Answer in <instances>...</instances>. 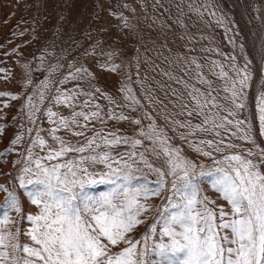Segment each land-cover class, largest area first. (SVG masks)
I'll list each match as a JSON object with an SVG mask.
<instances>
[{"label": "snow or ice", "instance_id": "1", "mask_svg": "<svg viewBox=\"0 0 264 264\" xmlns=\"http://www.w3.org/2000/svg\"><path fill=\"white\" fill-rule=\"evenodd\" d=\"M155 6L162 12L170 11L162 0H155ZM175 7L179 15L173 24L182 30L178 38L187 43L185 51L177 52L174 60L168 61L165 57V62L179 68L180 74H162L184 89L170 91L175 98L173 105L179 102V115L187 118L175 120L166 114L164 119L176 125L173 132L184 129L179 138L196 156L188 157L181 146L173 144L172 138L150 114H146L150 121L146 126L141 119H131L132 124L140 126L136 136L105 134L102 129L83 143L72 144L58 135L63 129L72 136L85 137V130L94 126V122L106 124L105 116L107 120L130 119L115 115L113 110L105 113L98 103L92 104L97 95L108 99L110 104H116V100L105 95L97 85H91L92 91L84 92L79 82L90 83L98 77L83 64L77 67L74 58L68 62L67 75L56 81L58 87L50 100L71 109L70 116L60 115L51 107L43 112L53 125L48 133L56 146L49 145L37 128L35 138L26 148L24 166L19 169L22 192L0 184V191L7 193L0 205L5 209L0 218V264H264V146L257 143L251 120L239 118L246 109L253 80L252 60L244 55V63L238 64L236 55L228 56V70L222 63L208 61L209 73L222 81L221 87H214L204 71L205 64L191 55L195 48L190 45L208 37L203 33L193 36L185 18L191 13L205 27L215 23L226 35L232 32L228 19L214 0H204V3L179 0ZM113 15L123 20V28L132 31L134 26L123 13ZM260 19L264 33V13ZM172 28L166 21L159 25L161 47L169 52L172 49L168 33ZM261 41V64L264 65V35ZM228 43L244 53V44H238L235 36H228ZM203 50L218 51L210 47ZM84 55L94 59L95 67L101 72L120 73V65L114 60L119 55L117 49L106 50L98 41ZM23 67L29 73L27 84L30 85L33 83L30 66ZM58 67L64 65L54 66L49 76ZM261 70L264 72V67ZM126 78L131 81V74ZM69 80L78 82V91H64L59 87ZM51 83L46 77L37 85L39 104L33 99L37 93L26 97L24 109L28 110L33 124ZM118 91L131 104L141 103L129 84L122 82ZM220 91L226 93L223 100L230 106L220 103ZM5 96L12 100L19 98L0 92V97ZM80 96L86 98L77 104ZM255 107L259 135L264 137V79L259 84ZM193 117L200 122L193 123ZM27 131L31 134L33 129ZM198 133L212 138H198ZM233 139L252 147L242 148ZM21 140L22 136L17 135L12 144ZM120 146H124V151H115ZM37 147L45 154L34 153ZM95 185L109 187L103 193L93 194L88 189ZM210 190L215 198L209 195ZM22 196L38 210L26 216L30 227L23 234L31 243L21 242V231L13 230L15 221L9 214H23ZM154 200H160L155 207V220L140 239L132 238L134 230L145 224L147 214L153 211L150 202Z\"/></svg>", "mask_w": 264, "mask_h": 264}, {"label": "rangeland", "instance_id": "2", "mask_svg": "<svg viewBox=\"0 0 264 264\" xmlns=\"http://www.w3.org/2000/svg\"><path fill=\"white\" fill-rule=\"evenodd\" d=\"M162 2L165 8L170 11L162 12L158 6H155V0H0V69L4 70L0 72V92H8L19 97L16 100H12L10 96L0 97V129H3L0 132V153H3L0 155V184H4L9 190L15 187L18 193L22 192L19 188V169L24 166L23 157L26 155V148L35 138L37 128L40 129L41 136L49 145L56 146L48 133L53 125L49 123L43 112L51 107L60 115L70 116L71 109L63 105H56L50 100L58 87L56 81L67 75V72L70 71L67 68L68 62L74 58L77 67L83 64L98 77L97 80L90 83L80 81L83 91L90 92L92 91L91 85H97L105 95L116 100V104H110L108 99L97 95L92 104L98 103L105 113L108 110H113L115 115H126L130 119L125 121L107 120L105 116L106 124L94 122V126L90 125L85 130V137L72 136L71 133L63 129L57 133L58 135L72 144H77L78 141L83 143L95 131L102 129L105 134L117 132L120 135L136 136L140 126L132 124L131 119H141L143 125L146 126L150 123L146 114H150L172 138L173 144L181 146L188 157L196 156V153L179 138L184 129H177L173 132L172 129L176 128V125L164 119L166 114L171 115V118L175 120L187 118L179 115V102H175V106L173 105L175 98L172 97L170 91V89H176L183 92L184 89L162 74L164 72L180 74V69L175 65L170 66L165 62V57L168 61L174 60L177 52L185 51L184 44L187 41L178 38L182 34V30L173 24L179 15L175 7L179 0H162ZM195 2L204 3V0H195ZM214 3L219 11L227 17L232 32L226 35L225 30L215 23L205 27L195 15L189 13V16L185 18L188 31L196 37L201 33L208 37V39L190 45L195 48L191 55L205 64L204 71L207 78L213 81V86L217 88L222 86V81L209 73L208 61L215 60L217 63H222L225 70H228L230 63L226 59L228 56L236 55L238 64L244 63V55L252 60L250 68L253 80L248 90L246 109L240 113L239 118L251 120L256 141L264 146V137L259 135L255 107L259 84L261 79H264V72L261 70L264 65L261 64L260 55L261 36L264 35L261 32L260 17L264 13V0H214ZM125 4L128 5L127 8L123 7ZM257 9L261 11H257ZM113 13H123V16L129 19L130 25L134 26L132 31L123 28V20L118 19ZM154 21L155 23H153ZM165 21L173 25L172 30L168 33L171 52L162 48L160 43L159 25ZM150 25L152 27H149ZM228 36H235L238 44H244V53H240L238 48L234 49L228 43ZM98 41L102 42L106 50L110 48L118 50L119 55L114 57V60L116 64L120 65L119 74L108 71L101 72L95 67V60L84 55V52L90 51V46ZM209 47L218 49V51L206 52L203 50ZM41 56L44 57L43 60L40 59ZM24 64H28L31 69L30 75L33 83L30 85L27 84L29 73L24 69ZM58 65H64V67H58L49 76L51 69ZM127 74H131V81L127 80ZM46 77L52 83L45 91V101L39 105L41 112L36 113V123L33 124L29 119L28 110L24 109L26 97L37 93L33 99L39 104L37 85ZM122 82L133 88V94L141 102L139 105L124 100V94L118 91ZM77 83V81L69 80L59 87L64 91H78ZM162 85L166 87H161ZM225 95L226 93L220 91V103L230 106L227 101L223 100ZM85 98V96H80L77 104ZM4 105H8V107H4ZM133 108L135 111L132 110ZM84 110L89 111L90 109ZM192 120L193 123L200 122L196 117H193ZM28 128L33 129L31 134L28 133ZM17 135H21L22 140L13 145L12 140ZM197 137L212 138L204 133H198ZM232 142L240 144L242 148L252 147L251 144L237 139H233ZM140 150L143 151V148ZM33 151L40 155L45 154L38 147ZM115 151H124V146L118 147ZM149 158L151 159L150 154ZM17 161H21V163L17 164ZM154 163L159 164L160 162L154 161ZM154 179L155 177H150V180ZM31 187L29 186V188ZM108 187V185H95L88 191L98 194L107 191ZM6 195L7 193L0 191V205L3 204ZM209 195L215 198L211 190ZM21 199L24 208L23 214L9 213L15 221L12 228L13 230L20 229L22 243H31L29 238L23 234L30 227L26 216L35 214L38 210L25 197L22 196ZM150 203L153 204V211L147 214L148 218L145 224L138 226L131 234L134 239H140L157 216L155 207L159 205L160 200ZM4 212L5 209L0 207V218ZM157 227L159 228V225Z\"/></svg>", "mask_w": 264, "mask_h": 264}, {"label": "bare ground", "instance_id": "3", "mask_svg": "<svg viewBox=\"0 0 264 264\" xmlns=\"http://www.w3.org/2000/svg\"><path fill=\"white\" fill-rule=\"evenodd\" d=\"M259 73V72H258Z\"/></svg>", "mask_w": 264, "mask_h": 264}, {"label": "crops", "instance_id": "4", "mask_svg": "<svg viewBox=\"0 0 264 264\" xmlns=\"http://www.w3.org/2000/svg\"><path fill=\"white\" fill-rule=\"evenodd\" d=\"M259 77V76H258Z\"/></svg>", "mask_w": 264, "mask_h": 264}]
</instances>
